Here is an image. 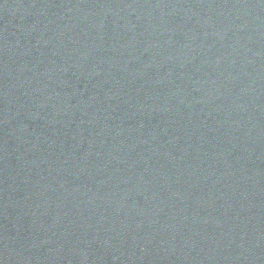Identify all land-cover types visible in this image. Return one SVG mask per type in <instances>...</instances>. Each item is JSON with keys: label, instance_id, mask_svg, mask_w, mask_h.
<instances>
[{"label": "water", "instance_id": "1", "mask_svg": "<svg viewBox=\"0 0 264 264\" xmlns=\"http://www.w3.org/2000/svg\"><path fill=\"white\" fill-rule=\"evenodd\" d=\"M0 264H264V0H0Z\"/></svg>", "mask_w": 264, "mask_h": 264}]
</instances>
